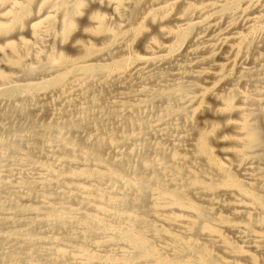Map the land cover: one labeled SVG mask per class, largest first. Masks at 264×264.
<instances>
[{
  "label": "bare ground",
  "instance_id": "6f19581e",
  "mask_svg": "<svg viewBox=\"0 0 264 264\" xmlns=\"http://www.w3.org/2000/svg\"><path fill=\"white\" fill-rule=\"evenodd\" d=\"M0 264H264V0H0Z\"/></svg>",
  "mask_w": 264,
  "mask_h": 264
}]
</instances>
